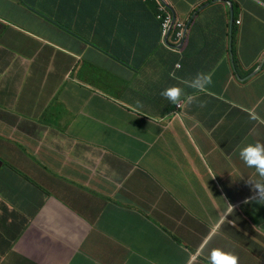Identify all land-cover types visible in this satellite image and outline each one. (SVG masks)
I'll list each match as a JSON object with an SVG mask.
<instances>
[{"label":"crops","instance_id":"1","mask_svg":"<svg viewBox=\"0 0 264 264\" xmlns=\"http://www.w3.org/2000/svg\"><path fill=\"white\" fill-rule=\"evenodd\" d=\"M236 1L231 28L227 2L170 0L193 18L176 75L152 4L0 0V264H186L203 244L205 257L264 264V230L229 211L246 203L264 220L237 147L264 77L238 85L228 58L232 41L244 50L237 73L257 67L264 9ZM102 5L117 18L79 15ZM206 38L210 65L199 63ZM197 73L210 79L202 89L184 83ZM172 86L175 104L160 96ZM261 114L253 134L264 140Z\"/></svg>","mask_w":264,"mask_h":264},{"label":"clouds","instance_id":"2","mask_svg":"<svg viewBox=\"0 0 264 264\" xmlns=\"http://www.w3.org/2000/svg\"><path fill=\"white\" fill-rule=\"evenodd\" d=\"M143 3L152 4L155 7V18L161 24V40L160 43L164 48V51L167 53L176 56L177 63L174 65V71L177 75L183 68V61L185 56L191 46L192 32H193V18L188 21L182 20L177 17L170 0H140ZM214 1H224L230 5L228 7V12L231 9V20L230 26L234 27L236 24H240V20L236 21L235 10L232 8V5L240 4L236 0H214ZM252 2L258 3L264 8V0H250ZM212 2V0H208ZM201 9L203 7H200ZM195 9V12L201 9ZM83 13L89 15L90 20L94 21L95 19H104L108 17H117L116 13L108 6L102 5L97 7H87L81 9ZM234 10V15H233ZM234 16V17H233ZM4 25L0 19V26ZM229 51V61L233 67L234 73L233 77L236 83L242 87L249 85L250 83L256 81L260 77H264V51L261 53L259 64L247 77L241 76L237 73V68L241 65V56H236L234 52H243L238 44L230 41L228 43ZM174 75V73H170ZM184 83L192 88L202 89L206 84L210 83V79L207 75L197 73L191 80H186ZM182 89L178 86H172L165 88L160 92V96L166 98L169 103L175 104L177 98L181 97ZM182 106V100H179L177 107ZM264 107V87L262 88L261 95L254 102L245 105L242 107L243 112L248 117V123L246 131L251 135L250 139L247 140L244 144H239L237 147L247 146L244 150L241 151V158L244 160L246 166H254L250 168V180L246 181L248 186L255 190V200L259 203L264 199V140L254 138L253 131L262 124L263 116L261 114V108ZM255 182V183H254ZM241 211L245 217L249 219V207L246 203H238L236 207L229 210L232 211ZM252 218L256 220L254 215ZM262 220V219H261ZM262 224L259 225L258 221L255 223V229L258 233H261L264 230V220ZM217 225L211 230L212 233L216 232ZM250 231L243 232V235L248 238L250 237ZM264 241V240H263ZM204 244L199 249H193L189 251L188 257L189 261L186 264H235L236 258L230 253H224L220 250H213L212 253H209L206 257L202 251Z\"/></svg>","mask_w":264,"mask_h":264},{"label":"trees","instance_id":"3","mask_svg":"<svg viewBox=\"0 0 264 264\" xmlns=\"http://www.w3.org/2000/svg\"><path fill=\"white\" fill-rule=\"evenodd\" d=\"M245 8L251 12V13H259L263 11V7L259 5L258 3H251V4H246ZM228 10V8H227ZM235 10V18H237V9L234 7ZM193 12L190 13L189 17H191ZM79 15L85 16V17H90L89 15L80 12ZM112 17V16H111ZM117 18V17H114ZM156 19V18H155ZM158 24L160 25V36H161V24L159 21H157ZM204 45L202 46V49L199 51V63L204 64V65H210L214 59V49H213V44L211 39H204Z\"/></svg>","mask_w":264,"mask_h":264},{"label":"rangeland","instance_id":"4","mask_svg":"<svg viewBox=\"0 0 264 264\" xmlns=\"http://www.w3.org/2000/svg\"><path fill=\"white\" fill-rule=\"evenodd\" d=\"M263 29H264V28H263ZM253 205H254V204H253ZM259 205H261V204H258V203L256 204V203H255L256 213H257V208L259 207ZM249 211H250V209H249ZM257 215H258V214H257ZM249 220H250L251 223H254V224L257 223V221H258V224H259V225H261L262 222H263L261 219L256 220L255 218H252V217H249Z\"/></svg>","mask_w":264,"mask_h":264}]
</instances>
